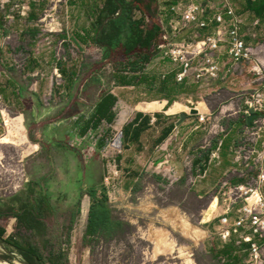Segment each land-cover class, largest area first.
<instances>
[{"label":"rangeland","instance_id":"rangeland-1","mask_svg":"<svg viewBox=\"0 0 264 264\" xmlns=\"http://www.w3.org/2000/svg\"><path fill=\"white\" fill-rule=\"evenodd\" d=\"M184 1L204 3V0ZM68 2L69 0H0V87L5 85L7 77L29 82L28 89H31L32 93H38L33 91L38 89L40 84L45 92V83L50 79H53L57 86H61L64 78L58 62L63 64L69 76L76 69L79 70V75L85 77L83 64H91L94 69L99 70L98 74L106 77L115 74V62L125 58L123 52L119 51L112 60L104 62L101 60V50L97 45L92 42L79 45L75 38L76 32L86 33L92 21L70 20L67 13L74 8H71ZM207 4L213 6L209 10L221 5L220 0H210ZM75 9L79 8L75 7ZM30 14L34 16L29 18ZM148 15L150 19L148 23L161 22V16L156 14L154 9ZM207 31L195 27L184 29L178 39L191 41L195 35ZM241 37L253 50L254 56L250 62L233 67L235 69L230 74L220 75L218 79L208 83L197 85L188 80L185 92L175 99L176 104L180 103L189 109H196L200 105L199 109L207 116L205 125L207 132L213 133L212 131L216 129L218 132L222 130V133L226 126H231L232 123L229 125L228 123L233 120L226 117L234 115L235 111L245 110L244 100L252 90H258L264 97V36L260 31L244 30L243 33L241 32ZM159 42V38L154 41L156 45ZM226 57L228 56L224 55L221 62L224 69L229 66ZM147 67L150 79L156 80L155 86L139 94L133 90L128 97L135 99L134 101L164 97L167 90L162 91V77L177 69L176 65L170 63L168 58L159 52ZM260 78L263 82L259 80ZM46 94H50L49 86ZM46 97V105L52 107L57 105L56 97ZM187 100L190 103H187ZM39 104L44 105V102L33 98L28 102L29 107L34 109L36 114L39 112ZM3 109L15 118L19 116L20 107L15 103L4 102L0 98V199L6 200L10 195L13 196L20 191L29 176L45 172L37 165L43 163L45 156L32 137L36 128L33 124L26 127L23 121L28 140V144L25 143L24 147H21L22 144H19V147L13 145L11 137L4 135L6 128L3 123ZM189 109L184 113L189 115ZM218 115L222 116L217 117ZM240 115L238 124L243 126L246 119ZM220 123H222L221 130L218 127ZM248 125H244L242 130ZM41 127H43L42 123L39 125V128ZM119 135L121 131L104 124L98 136L70 141L68 145L72 150L79 151L78 155L84 165L90 160L100 158L106 162V165L109 162L110 167L111 164L117 167L121 175L122 167L117 159L122 155L111 147ZM101 142H105L103 149L99 146ZM258 146H260L259 142L256 151L260 153L262 151H258ZM26 147L31 153L23 157ZM250 165L249 168H244L243 184L254 179L259 173V168H262L259 164L250 163ZM162 168L165 169V166ZM137 171L142 173V182L138 188V195L134 197H123L120 192L121 179L118 178L111 183L113 211L117 218L126 223L119 237L111 240L86 237L87 223L78 217L70 233L69 246L63 244L67 236L66 228L71 223L69 218L57 222L48 221L51 227L47 236L45 238L35 236L32 238L33 241L39 246L43 245L44 241L61 243L62 248L69 253L70 264H264V233L255 241L260 247V260L254 263L250 260L246 246L236 245L232 238L227 242L220 240L213 229V226L217 225L216 220L213 222L214 225L209 227L199 224L200 214L208 205L210 196L198 198L189 189L188 167H180L181 177L171 180L167 179V171H161L158 165L149 166L144 163ZM70 192L72 193V190ZM260 192L264 200V182L260 186ZM73 198V195L67 198L70 208ZM232 199L241 200L236 196ZM215 204L216 198H213L202 221L210 219ZM8 221L11 219L0 220V226L6 230L5 238L16 233V236L20 233L30 236L24 231L17 230L15 223L11 230ZM183 223L193 231L192 236H188L182 229ZM6 255L10 260L4 258ZM0 264H23V262L15 248L0 241Z\"/></svg>","mask_w":264,"mask_h":264},{"label":"crops","instance_id":"crops-1","mask_svg":"<svg viewBox=\"0 0 264 264\" xmlns=\"http://www.w3.org/2000/svg\"><path fill=\"white\" fill-rule=\"evenodd\" d=\"M230 2L242 19L241 32L243 33L244 30L260 31L261 35L264 36V0H230ZM104 3L105 0H69L68 5L74 8L67 13L70 20L92 21L89 28L86 29V33L76 32L79 45L92 42L93 24L98 19ZM179 3L186 2L184 0H144L139 8H135L134 16L141 18L145 14V17H149L148 13L154 9L156 14L161 16V22L158 21V25L160 27L167 26L173 19L178 17L171 10V7ZM204 3L203 5L207 9L205 18L212 17L217 11H223L220 5L215 7L214 10H209L213 8L212 5L207 4L210 3V0H204ZM155 5L157 6L155 7ZM75 7L79 9H75ZM30 15L28 17L32 18L34 14ZM216 27L218 25L212 22L209 26L199 29L208 31L204 34H197L198 38L203 39L213 34ZM80 36L84 39H81ZM178 38L177 41L182 40ZM97 47L101 50V60L104 62L110 60V58L103 56L104 50L98 45ZM157 52L165 56L164 50L158 48ZM226 58L228 60V57ZM150 62L136 73L126 71L107 77L98 74L99 70L94 69L95 67H92L91 64H83L86 71L85 77L79 75V70L76 69L69 76L63 64L58 62L64 78L63 84L57 86V83L50 79L49 82L45 83V92H43L41 84L38 89H34L33 92L38 91V93H32L31 89H28L29 82L17 81L13 77L6 78L5 85L0 87V98L4 102L19 105L20 112L19 116L14 118L7 110H2L3 123L6 128L4 135L11 137L13 145L19 147V144H22L21 147H24L25 143L28 144V140L25 136L23 121L26 127L33 124L36 128L32 133V137L45 156L43 163L37 165L39 169L45 172L42 174L38 172V175L29 176V179L24 182L18 193H14L13 196L10 195L11 197L9 196L6 200L0 199V220L11 219V221H8L11 230L15 223L17 230L24 231V233L31 236L18 233V237L16 233V235L5 238L6 230L0 226V229L5 231L3 241L10 243L3 242L4 244L13 247L12 244L31 241L30 243L38 246L32 239L36 235L24 221V216L26 213H31L39 204L42 207L40 219L45 225L44 228L47 229L45 236H47L51 227L48 221L57 222V220L69 218L71 223L66 228L68 230L74 227L77 218L81 217L82 221L87 223V237L91 212L95 206L98 207L97 212L104 224L105 232L101 236L98 235V237L92 238L111 240L122 234L126 223L115 216L111 205L113 197L111 184L106 181L107 177L112 175L115 167L112 164L110 167L109 162L106 165V162L100 160V158L90 160L87 165H84L78 155L79 151L77 149L72 150L68 145L70 141L98 136L104 124L119 132L121 131L123 134V152L122 156L117 159V162L121 163L120 167H122L119 179H121L120 192L123 197L138 195L142 173H139L137 169L144 163L149 166L158 165L161 171H167L166 175H168L167 179L169 180L181 177L180 167H188L190 171L188 186L193 194L198 198L209 195V203L213 198H216L215 210L211 213L210 219L202 221L208 203L205 210L200 214L199 224L209 227L212 224L214 225L213 222L216 220L217 225L213 226V229L217 232L221 228L219 226L220 216L227 214L230 222L235 220L237 217L236 210L243 202L229 199L227 192L231 186L243 182L244 167L234 162L232 151L241 137L242 128L246 125V122L243 126L238 124L239 114L243 119H246L243 114L245 110L235 111L233 112L234 115L226 117L231 118L233 121H229L228 125L230 123L232 125L226 126L222 133V123L218 126L221 131L218 132L215 129V131H212L213 133L207 132L205 126L207 122L206 113L198 111L200 116L205 117V122L199 124L197 115L191 116L184 113L185 110L189 109L188 107L180 105V103L176 104V97L184 93L186 85H188V81L183 83L176 81L178 67L172 73L162 77V83H174V87L170 89V92L167 91L164 97L152 100L142 98L134 101L135 99L128 97L133 90L139 94L143 90H150L149 88L152 89L155 86V78L150 79L147 71V65ZM259 80L263 82V79L260 78ZM48 86L49 95L46 94ZM162 91L165 92V90ZM108 92L113 93L119 99L114 109L117 116L113 123L103 120L97 125L93 116L96 115L98 103ZM46 96L56 97L57 105L55 107L46 105ZM187 96L189 97V95ZM32 98L44 102V105L39 104L38 114L28 105ZM162 101L166 102L165 107L161 111H157L159 110L158 102ZM187 103H190V101L187 100ZM182 113L186 114V119L179 125ZM221 116L218 115L217 117ZM40 120L43 125L41 128H39ZM259 144L258 151L264 152V139H260ZM103 145L105 146V142L100 143L101 149L104 148ZM23 152V157L31 153L28 147L24 148ZM261 165L264 169L263 161ZM164 166L165 169L162 168ZM70 190H72V193ZM71 195L74 198L70 208V202L67 201V198ZM246 231L248 232L247 229ZM231 238L234 242L237 239L236 236ZM257 238L258 236H253V241H257ZM53 244L61 246V243L58 242ZM63 244L65 243L63 242ZM240 245L248 248L247 244ZM47 255L44 253V256Z\"/></svg>","mask_w":264,"mask_h":264},{"label":"built area","instance_id":"built-area-1","mask_svg":"<svg viewBox=\"0 0 264 264\" xmlns=\"http://www.w3.org/2000/svg\"><path fill=\"white\" fill-rule=\"evenodd\" d=\"M220 4L223 11L215 12L210 18H205L207 9L200 3H179L171 7L178 17L167 26L161 27L158 48L164 50L165 56L178 67L176 74L178 83L188 80L197 85L208 83L218 79L220 75L230 74L235 69L233 67L252 60L253 50L241 37L242 19L230 0H220ZM212 22L218 25L213 34L203 39L195 35L191 41L184 39L177 41L184 29L191 26L203 29ZM224 55H227L229 60V66L226 69L221 63ZM244 106L243 114L246 117L253 115V119L248 126H245L233 148V160L244 168H249L250 163L261 166L264 161V152H257L256 146L260 139H264V97L258 90H253L244 100ZM197 117L199 124L205 122V117L199 114ZM120 136L113 141L111 147L115 152L122 154L123 142ZM117 140L120 142L118 148ZM263 171V168H259V173L254 179L228 189L229 199L233 196L240 197L243 203L236 210L237 217L232 222L229 221L227 214L220 216L221 228L216 232L222 242H227L232 236H236V245L247 244L250 260L254 263L260 260V247L253 241V236L260 237L264 233V200L260 192V186L264 182ZM119 177L120 173L115 167V171L107 177L106 181L111 184Z\"/></svg>","mask_w":264,"mask_h":264},{"label":"trees","instance_id":"trees-1","mask_svg":"<svg viewBox=\"0 0 264 264\" xmlns=\"http://www.w3.org/2000/svg\"><path fill=\"white\" fill-rule=\"evenodd\" d=\"M144 0H105L101 7L100 15L94 22V34L92 43L100 46L105 58H114V55L122 51L125 58L115 62V74L130 71L136 73L143 69L157 54L158 46L154 41L161 35V27L158 23H148L149 17L145 14L141 18L134 16L135 8H139ZM34 15H32L33 17ZM31 17V15H30ZM152 22V21H150ZM79 35V34H78ZM75 38H79L75 34ZM81 39H84L80 36ZM174 87V83H162V90H169ZM119 99L113 93H106L96 108L94 122L99 125L103 120L113 123L116 119L115 107ZM102 147H105L104 145ZM98 207L95 206L91 212L90 225L87 236L98 237L103 235L105 227L98 215ZM41 204L37 205L31 213H26L24 221L27 223L33 233L43 238L47 229L42 223ZM72 228L67 230L65 240L66 247L71 244L70 233ZM5 231L0 229V241H3ZM31 242V241H30ZM29 241L22 244H12L18 251L24 264H70L69 253L62 249L59 244H53L50 241L43 242V245H33ZM47 252V256L44 253ZM4 258L10 260L9 256Z\"/></svg>","mask_w":264,"mask_h":264},{"label":"bare ground","instance_id":"bare-ground-1","mask_svg":"<svg viewBox=\"0 0 264 264\" xmlns=\"http://www.w3.org/2000/svg\"><path fill=\"white\" fill-rule=\"evenodd\" d=\"M165 101H162V102H158V109L159 110H157V111H161L162 109H164V107H165ZM199 107H200V105L196 108L200 113H202V112H204V111H201L200 109H199ZM116 147L118 148V147H120V142H119V140H117V142H116ZM263 174H264V171H263ZM182 227V229L186 232V234L188 235V236H192V234H193V231L191 230V229H188L187 228V224H185V223H183V225L181 226Z\"/></svg>","mask_w":264,"mask_h":264},{"label":"water","instance_id":"water-1","mask_svg":"<svg viewBox=\"0 0 264 264\" xmlns=\"http://www.w3.org/2000/svg\"><path fill=\"white\" fill-rule=\"evenodd\" d=\"M198 110L197 109H194V108H192V109H190V112H189V115H191V116H195V115H198ZM186 119V114H181L180 115V122H179V125L184 121ZM253 119V115H249V116H247L246 117V124L248 125L249 123H250V121ZM122 138H123V134L121 133V136H120V140H121V142H123L122 141ZM24 264V263H23Z\"/></svg>","mask_w":264,"mask_h":264}]
</instances>
